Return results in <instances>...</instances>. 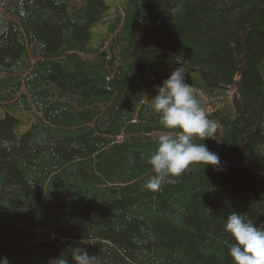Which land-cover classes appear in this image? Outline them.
<instances>
[{
  "label": "trees",
  "instance_id": "trees-1",
  "mask_svg": "<svg viewBox=\"0 0 264 264\" xmlns=\"http://www.w3.org/2000/svg\"><path fill=\"white\" fill-rule=\"evenodd\" d=\"M110 8L0 0V257L71 264L81 247L99 264H233L228 215L264 224V0ZM180 66L217 123L195 142L220 165L146 191L148 157L174 134L151 99Z\"/></svg>",
  "mask_w": 264,
  "mask_h": 264
},
{
  "label": "clouds",
  "instance_id": "clouds-1",
  "mask_svg": "<svg viewBox=\"0 0 264 264\" xmlns=\"http://www.w3.org/2000/svg\"><path fill=\"white\" fill-rule=\"evenodd\" d=\"M157 92L151 99L152 111L158 115L160 125L174 134L160 135L155 150L148 157L153 175L143 188L152 192L159 191L166 183H175V178L192 166L211 165L217 169L220 165L218 154L204 143L195 142L214 138L217 123L208 118L191 84L185 82L183 67L173 70ZM224 230L231 237L228 249L233 264H264V224L257 226L233 211L226 219ZM70 256L71 264H99L97 257L81 247L71 248ZM0 264L10 262L7 257H0ZM50 264H69V259L61 254L51 259Z\"/></svg>",
  "mask_w": 264,
  "mask_h": 264
},
{
  "label": "rangeland",
  "instance_id": "rangeland-1",
  "mask_svg": "<svg viewBox=\"0 0 264 264\" xmlns=\"http://www.w3.org/2000/svg\"><path fill=\"white\" fill-rule=\"evenodd\" d=\"M106 1L111 5V8H110L109 12H113L116 9V2H120L121 0H106ZM94 30H95V32H97L98 29L95 28ZM94 34H95V38L94 39H95V42L97 43L98 38L96 37V33H94ZM3 115H5V109L2 106H0V117L3 116ZM27 128H28V125L24 124V125L21 126L20 130L23 132Z\"/></svg>",
  "mask_w": 264,
  "mask_h": 264
}]
</instances>
